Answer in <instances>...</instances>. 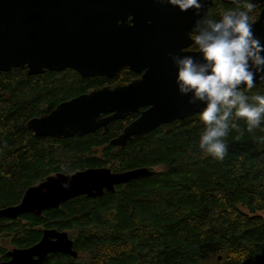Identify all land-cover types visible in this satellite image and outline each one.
Returning <instances> with one entry per match:
<instances>
[{"label":"trees","instance_id":"trees-1","mask_svg":"<svg viewBox=\"0 0 264 264\" xmlns=\"http://www.w3.org/2000/svg\"><path fill=\"white\" fill-rule=\"evenodd\" d=\"M236 7L244 5L214 1L208 15L219 20ZM259 10L253 6L249 23ZM136 78L128 69L112 79L82 78L71 69L0 72V208L17 204L28 187L58 172L101 166L151 172L99 198L79 196L39 216L0 219V256L7 245L26 248L54 228L72 237L77 258L49 254L39 264H240L245 253L244 264H264V219L256 214L264 210V122L248 131L237 119L239 127L224 138L222 160L199 148L200 114L134 136L119 150L100 148L133 116L104 134L100 129L66 139L35 137L26 127L31 118L105 82ZM243 90L264 95V83ZM98 149L102 156L95 155Z\"/></svg>","mask_w":264,"mask_h":264},{"label":"water","instance_id":"water-1","mask_svg":"<svg viewBox=\"0 0 264 264\" xmlns=\"http://www.w3.org/2000/svg\"><path fill=\"white\" fill-rule=\"evenodd\" d=\"M214 1L236 5L233 0H205L201 16L208 14ZM251 2L260 11L250 24L264 43V0ZM199 18L191 9L181 12L158 0H0V72L20 68L39 75L71 69L82 78L106 79L123 69L135 73L138 77L126 85L73 97L26 124L35 137L66 139L100 127L106 130L116 120L138 114L109 142L123 148L135 135L203 110V104H189L188 97L178 92L176 68L169 55L199 58L198 51L190 49L194 42L189 35ZM263 83L257 79L254 86ZM150 173L147 168L119 173L105 168L58 172L28 187L17 204L0 208V219L39 216L75 197H100L104 190L114 192L115 186ZM72 248L66 232L44 229L37 243L7 252L10 260L2 264H38L49 254L76 258Z\"/></svg>","mask_w":264,"mask_h":264},{"label":"clouds","instance_id":"clouds-1","mask_svg":"<svg viewBox=\"0 0 264 264\" xmlns=\"http://www.w3.org/2000/svg\"><path fill=\"white\" fill-rule=\"evenodd\" d=\"M184 12L193 10L200 16L189 33L199 58L169 54L176 68L175 84L189 104H203L200 120L204 124L199 148L211 157L222 160L227 153L225 137L237 129L243 119L248 131L264 122V95L248 96L257 79L264 80V43L249 23L253 9L251 0H233L244 8H230L219 20L200 15L205 0H158ZM264 139V138H261ZM67 187V185H65ZM247 254H240L244 264Z\"/></svg>","mask_w":264,"mask_h":264},{"label":"flooded vegetation","instance_id":"flooded-vegetation-1","mask_svg":"<svg viewBox=\"0 0 264 264\" xmlns=\"http://www.w3.org/2000/svg\"><path fill=\"white\" fill-rule=\"evenodd\" d=\"M257 7H259V6H257ZM259 9H260V7H259ZM260 11V10H259ZM191 49V48H190ZM138 77V76H137ZM126 84H128V83H124V84H121V83H119V82H105L104 84H102L101 85V87H106V86H108V87H110V88H113V87H115V86H118V85H126ZM100 87V88H101ZM96 89H98V88H96ZM95 90V89H94ZM92 91V90H91ZM141 110H144V108H141ZM106 116H108V114H102V116L101 117H106ZM133 116V118L131 119V121H133L135 118H137V116H138V114H131V115H129V116H127L126 118H129V117H132ZM126 118H124L123 120H125ZM123 120H116V121H123ZM115 121V122H116ZM130 121V122H131ZM115 122H113L112 124H110L108 127H107V129L106 130H104V128L103 127H101L100 129H101V134H104L105 132H107L108 131V128L111 126V125H113ZM129 122V123H130ZM128 123V124H129ZM126 125V124H125ZM99 129V130H100ZM120 132V131H119ZM118 135V133L115 135V137ZM114 136L111 138V139H113V138H115ZM110 139V140H111ZM109 140V141H110ZM108 141V142H109ZM107 148H110L111 150H119V149H121V148H119V147H116V146H113V145H109L108 143L106 144V143H102L101 144V151H104L105 149H107ZM99 150V149H98ZM100 150L98 151V153H100L101 154V156H102V152H101ZM101 167H104V166H101ZM111 170H112V173H114L115 171H113V169H112V167H111ZM51 175H53V174H51ZM116 187V186H115ZM115 187H114V190H115ZM46 229V228H45ZM47 229H54V228H47ZM57 230V229H56ZM41 236H42V234L40 235V237H39V239L41 238ZM69 236V235H68ZM69 238L73 241V239H72V237L71 236H69ZM39 241V240H38ZM37 242V241H36ZM35 242V243H36ZM34 243V244H35ZM33 245V244H32ZM32 245H30V246H32ZM30 246H28V247H30ZM27 248V247H26ZM13 249H15V247H12L11 249H7L5 252H4V254L2 255V256H0V264H2L3 262H6V261H8V260H10V257L9 256H7V252H9V251H11V250H13ZM23 249V248H22ZM40 263V262H39ZM38 263V264H39Z\"/></svg>","mask_w":264,"mask_h":264},{"label":"bare ground","instance_id":"bare-ground-1","mask_svg":"<svg viewBox=\"0 0 264 264\" xmlns=\"http://www.w3.org/2000/svg\"><path fill=\"white\" fill-rule=\"evenodd\" d=\"M100 128H101V127H100ZM100 128H99V129H100ZM99 129H98V130H99ZM95 132H96V131H95ZM93 133H94V132H93ZM90 134H91V133H90ZM141 135H143V134H141ZM135 136H138V135H135ZM133 137H134V136H133ZM133 137H132V138H133ZM132 138H131V139H132ZM111 140H112V139H111ZM129 141H130V140H129ZM109 142H110V141H109ZM108 144H109V143H108ZM109 145H110V144H109ZM123 148H124V147H123ZM121 149H122V148H121ZM101 168H105V169H107V170H109V171L111 172V170H110L109 168H107V167H101ZM138 169H139V168H138ZM133 170H134V169H133ZM148 170H149V169H148ZM111 173H112V172H111ZM114 173H119V172H114ZM63 174H65V173H63ZM68 174H69V173H68ZM136 180H137V179H136ZM133 181H134V180H133ZM104 192L112 193L111 191H106V190H104ZM103 194H104V193H103ZM103 194H102V195H103ZM100 197H101V196H100ZM88 198H89V197H88ZM96 198H99V197H96ZM14 205H15V204H14ZM18 218H19V217H18ZM7 220H10V219H7ZM15 220H16V219H15ZM39 240H40V239H39ZM72 242H73V241H72ZM36 243H37V242H36ZM72 250H73V248H72ZM76 253H77V252H76ZM70 257H71V256H70ZM72 258H73V257H72ZM76 258H77V257H76ZM73 259H75V258H73Z\"/></svg>","mask_w":264,"mask_h":264},{"label":"rangeland","instance_id":"rangeland-1","mask_svg":"<svg viewBox=\"0 0 264 264\" xmlns=\"http://www.w3.org/2000/svg\"><path fill=\"white\" fill-rule=\"evenodd\" d=\"M250 19H252L251 17H250ZM249 19V20H250ZM96 151V150H95ZM95 151H94V153H95ZM97 152V154H95L96 156H99L100 155V153H98V150L96 151ZM156 170L158 169L159 170V168H155ZM256 214H258L259 216H261L263 219H264V210H261V211H259V212H257ZM70 234V233H69ZM7 248L8 249H11L12 247L11 246H8L7 245Z\"/></svg>","mask_w":264,"mask_h":264}]
</instances>
